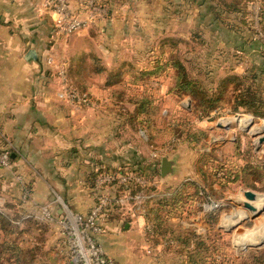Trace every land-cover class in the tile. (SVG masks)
I'll return each instance as SVG.
<instances>
[{
    "label": "crops",
    "instance_id": "obj_1",
    "mask_svg": "<svg viewBox=\"0 0 264 264\" xmlns=\"http://www.w3.org/2000/svg\"><path fill=\"white\" fill-rule=\"evenodd\" d=\"M164 1L160 11L166 15L169 9ZM174 1L179 8L181 0ZM71 3L78 9L76 0ZM138 13L140 9L134 13L129 4L110 0V8L103 7L86 27L63 41L56 37L47 0H0V150L14 155L11 167H0V216L14 230L6 232L0 226V240L13 236L26 250H34L32 264H41V258L52 264L53 249L69 259L59 221L89 212L97 193L113 201L126 199L122 204L114 201L103 218L105 232L98 240L109 256L121 264H181L175 248L149 240L152 255L137 260L135 236H141L148 224L142 206L118 181L98 185L99 177L95 178L99 171L129 168L138 170L150 184L152 172L160 175L162 157L172 158L158 152L165 146L155 145V137L150 140V132L158 134L155 128H163L162 124L154 119L150 127L145 118L132 115L137 106L133 100L144 92L153 94L155 112L168 110L169 96L184 107L183 97L169 93L170 78L165 73L144 75L152 68L153 50L134 61L122 56L124 49H131L132 40H141L127 19ZM79 14L89 18L88 12ZM159 44L158 49L163 46ZM32 50L36 55L29 58ZM50 55L56 66L66 67L75 86L89 93L93 105H73L58 96L60 79L46 63ZM135 63L141 67L135 68ZM155 150L159 158L153 157ZM189 172L178 160L175 172L164 182L176 184ZM150 192L144 190L150 195L146 201L156 196ZM45 205L51 207L54 221L40 219Z\"/></svg>",
    "mask_w": 264,
    "mask_h": 264
},
{
    "label": "rangeland",
    "instance_id": "obj_2",
    "mask_svg": "<svg viewBox=\"0 0 264 264\" xmlns=\"http://www.w3.org/2000/svg\"><path fill=\"white\" fill-rule=\"evenodd\" d=\"M116 1L129 4L134 13L141 10L136 17H127L131 27L139 31L141 40H132L131 49H124L122 56L134 61V57L145 58L149 50L151 54L152 50L159 52L167 46L168 57L181 59L189 76L203 80V89L208 87L210 93H219L216 90L221 87L222 80L234 75L239 76L242 87L255 83L264 88V29L260 25L264 0H236L244 7L242 13L226 9L225 2L230 0H219L222 5L217 11L212 8L217 0H187L189 4L181 0L179 8L174 0H167L164 1L169 9L166 15L160 11L162 0ZM164 41L165 45L158 49L159 42L163 44ZM53 66L55 73L57 67ZM137 67L141 64L135 63ZM254 75L257 76L255 81ZM235 86L234 83L229 86L221 107L207 114L193 108L189 95L183 97L182 108L179 99L169 96L168 110L155 112L152 118L166 130L160 135L154 134V141L155 145L165 146L162 151L158 150L159 153L166 152L190 171L182 181H196L201 189L200 198H191L194 190L190 187L178 197L187 202L180 201L168 221L176 232L187 228L210 237L208 243L212 251L227 264H264V208L253 216L243 206L247 200L243 195L245 190L264 194V143H259V135H254L264 131V117L245 109L232 110L231 94ZM237 121L241 127L247 126V130L238 127ZM189 134L197 137L191 138ZM245 166L247 171H243ZM205 170L218 173L229 170L232 176L238 175V179L227 186L212 184L211 187L203 178ZM151 180L147 186L153 189L147 191H155L151 202L155 205L173 196L163 191H171L182 184L180 181L171 185L161 180L160 175ZM140 192L144 194L143 190ZM262 199L264 197L258 201ZM143 213L145 215V211ZM246 215L250 219L235 225ZM135 239L136 251L140 254L137 260L142 262L152 255L149 251L153 241L148 244L150 240L145 229ZM160 243L168 248L166 240L154 244Z\"/></svg>",
    "mask_w": 264,
    "mask_h": 264
},
{
    "label": "trees",
    "instance_id": "obj_3",
    "mask_svg": "<svg viewBox=\"0 0 264 264\" xmlns=\"http://www.w3.org/2000/svg\"><path fill=\"white\" fill-rule=\"evenodd\" d=\"M94 1L97 5L110 8V0ZM220 4L221 2L217 0L216 4L214 3V5L212 6L213 10L217 11ZM225 6L227 10L239 13H242L244 8L240 4V2L236 0L225 2ZM216 15L219 16V13H216ZM260 25L264 29V7L261 12ZM165 42L166 41L163 42V46L165 45ZM166 47L159 52H154L155 49L153 50V53L151 54L152 68L146 69L143 72L144 75L148 77L165 73L170 78V94H173L178 98H182L185 95L191 96L193 100V108H195L197 111H201L207 114L212 109H219L221 107L220 104H222L221 101L223 100V96H226L228 94L227 89L234 83L237 86L234 87V90L231 94L233 102L232 110L239 111L241 109H245L257 116L264 117V88H261L259 84L253 83L242 87V83L239 82L241 79L238 75H234L222 80L221 87L216 90L219 93H215V91L210 93L209 89H207L208 87H205V89H203V86H205L202 82L203 80L201 81L196 77L189 76L188 71L181 59L176 56L168 57L165 50ZM255 77L257 76L254 75V81ZM133 102L137 103V106L135 112L132 113V115L137 119L142 118V121L144 120L143 118H145V121L150 122L149 126L151 127V122L153 120L152 118L154 117L156 110V104L153 94L144 92L142 93V96H140L139 98H135ZM155 131L157 133H163L166 130L165 127H163L155 128ZM154 136L156 135H154V133H152L151 131V141L154 139ZM192 136L197 137L196 135L189 134V137L192 138ZM10 160L11 163L14 162V158L12 157V155L10 156ZM243 171H247L246 166L243 168ZM99 172V175L95 178L108 173H115L117 175L134 173L135 175L142 176L138 170H132L129 168H120L113 171ZM155 174H159L158 171H155L154 173L152 172L151 176L148 177L150 178V181H152L151 179ZM203 178H205L206 183L211 185V187L212 184H222L227 186L232 181L238 179V175L232 176L229 170L219 173L217 172V170L214 172H208L205 170ZM122 186L130 189L133 194L138 193L142 190L144 191L146 189H153V187H143L140 184H127ZM188 187L194 190V192L191 194V198H200V185L196 183V181L189 180L186 182L183 181L178 188L175 187L169 194H166H171V196L173 195V198L171 197V199H169L168 197L163 198L162 200L157 202L156 205L151 203V200H153V198L146 201V203L144 204L145 218L147 222L153 224L152 231H150L149 229L146 230L148 240L153 241L154 243H159L160 241L166 240V246L168 248H175L179 255L182 257L181 264H227L226 262L218 259L216 253L212 251V248L208 243L210 237L197 234L193 231L188 230L187 228L183 229L182 231L176 232L173 226L169 224L168 221L174 214V209L179 204V202H187V200H178V197L182 192H185L186 188ZM107 209L100 217V223L103 225V227V218L106 214ZM13 224L17 225L19 223ZM0 226L6 232L7 230L8 232L14 230L13 228H11V223L4 216H0ZM96 239L99 242L98 237ZM52 251L55 254L54 257H52V252H49L50 261L52 264H74V262L70 258L66 259V255L60 254V250L53 249ZM45 254L47 255V252ZM35 256L36 253H34V250H26V248L23 247L13 236H10L9 238L4 237L2 238V240H0V264H32L35 260ZM57 256H60V258H57ZM40 260L41 264H46L42 258ZM116 262L119 263L118 261Z\"/></svg>",
    "mask_w": 264,
    "mask_h": 264
},
{
    "label": "built area",
    "instance_id": "obj_4",
    "mask_svg": "<svg viewBox=\"0 0 264 264\" xmlns=\"http://www.w3.org/2000/svg\"><path fill=\"white\" fill-rule=\"evenodd\" d=\"M76 1L78 2V9L72 7V0H47L50 15L55 26V33L60 40L66 41L68 37L86 27L94 16L103 9L94 0ZM79 11L88 12L89 18L83 19ZM46 63L48 66L54 67V55L48 56ZM55 67H57L55 74L60 79L62 85L58 91V96L73 105H93L94 102L89 93L79 89L70 81L66 67L61 64ZM10 156L11 152L9 150H0V167H11ZM153 157L159 158L160 156L158 152H154ZM18 178L22 180V176L19 175ZM115 181H118L122 185L140 184L143 187L148 185V181L144 177L135 175L134 173L124 175L108 173L97 179L98 185ZM26 193L28 192L26 191ZM149 197L150 195L143 194L142 192L131 195V198L140 203L143 212L145 209L142 203ZM114 201L115 203L122 204L126 199L125 197H117ZM114 201L102 193H97L95 204L89 212L77 214L73 217L70 216L71 218L67 216L59 221L63 229L62 232L67 239L70 259L74 264H119L106 253L104 247L96 239L98 235L105 232V228L100 223V217L109 206L114 204ZM27 217H31V215H27ZM40 219L43 221L55 220L51 207L48 205L43 206ZM147 229L152 231L153 224L148 223Z\"/></svg>",
    "mask_w": 264,
    "mask_h": 264
},
{
    "label": "water",
    "instance_id": "obj_5",
    "mask_svg": "<svg viewBox=\"0 0 264 264\" xmlns=\"http://www.w3.org/2000/svg\"><path fill=\"white\" fill-rule=\"evenodd\" d=\"M35 51L32 50L29 54V58H34L35 57ZM252 122V121H251ZM249 124V123H248ZM236 125L242 129L244 128L241 127L240 125V122H236ZM220 126H223L220 124ZM229 126V125H227ZM228 128V127H227ZM245 131L247 130V126L246 128L244 129ZM254 135H259L258 136V142L259 143H264V131L262 132H256L254 133ZM14 156V155H12ZM176 159L174 158H169L168 156H164L162 157L161 159V168H160V175H161V178L163 180L167 179L168 177H170L176 170ZM245 195H246V198L247 200L244 202L243 206L250 210L254 215L258 214L259 212H261L263 210L264 207H260L258 208L255 204H253V202L257 201L259 198H263L264 197V194H258L257 192L253 191V190H245L244 191ZM250 219V216L249 215H246L245 217L239 219L235 225H238V224H241L242 222L246 221Z\"/></svg>",
    "mask_w": 264,
    "mask_h": 264
},
{
    "label": "bare ground",
    "instance_id": "obj_6",
    "mask_svg": "<svg viewBox=\"0 0 264 264\" xmlns=\"http://www.w3.org/2000/svg\"><path fill=\"white\" fill-rule=\"evenodd\" d=\"M237 120H239L240 118H236ZM264 128V127H263ZM243 195L245 196V198H246V195H245V193H243ZM247 199V198H246ZM258 201V200H257ZM256 201V203H255V205L258 207V208H260V207H262V205H264V199H262V200H260V201H258L257 202Z\"/></svg>",
    "mask_w": 264,
    "mask_h": 264
}]
</instances>
